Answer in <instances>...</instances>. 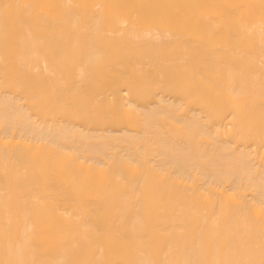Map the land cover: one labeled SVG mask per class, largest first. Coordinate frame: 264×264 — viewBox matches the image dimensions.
Segmentation results:
<instances>
[{
	"label": "bare ground",
	"instance_id": "bare-ground-1",
	"mask_svg": "<svg viewBox=\"0 0 264 264\" xmlns=\"http://www.w3.org/2000/svg\"><path fill=\"white\" fill-rule=\"evenodd\" d=\"M1 153L9 264H264V0H0Z\"/></svg>",
	"mask_w": 264,
	"mask_h": 264
},
{
	"label": "rangeland",
	"instance_id": "rangeland-1",
	"mask_svg": "<svg viewBox=\"0 0 264 264\" xmlns=\"http://www.w3.org/2000/svg\"><path fill=\"white\" fill-rule=\"evenodd\" d=\"M6 154H9V156H10V154H11V156H10V157L8 156V157H9V158H8ZM5 155H6V157H5L2 153H1V155H0V157H1V159H0V165H2V166L0 167V169H2V168L4 167V164H5V163H6V164H5V165H6V167H5L6 170H7L8 165H9V167H10V166L12 167V165H11V164H12V163H11V162H12V159L15 158V157H17V159H16V158H15V160L13 159V164L16 163V165H15V166L13 165L14 167H12V168H13L12 170H14V168L16 167L15 169L19 172V174H18V172L16 173L15 171H12L11 168H8L9 171H7V172H6V170H4L5 168H3L2 170H0V173H1L0 176L2 175V176L0 177V181H1V183L3 182V181L1 180L2 177H3V179H5L4 181L7 182L6 184H8V185H7L8 187H6V189H5V191H7V188H9V190H10V187H11V185H10V183H9L10 176H11L10 181L13 180V181H15L16 183H17V181L19 180V179H18L19 177L16 178V177H17L16 175H18V176H20V177L23 176V179H25V177L27 176V174H25L26 172H23L24 169L22 168L23 166L25 167V165H22V163H21L20 161L23 160V159H25V163H27V162L29 161L27 158H28L30 155L28 154V156H24L25 158H24L23 156H22V158H21V157H20L21 155H17V154H16V156L14 157L13 155H15V154H12V153H5ZM3 157H5L6 159L3 158ZM11 157H12V159H11ZM7 158H8V159H7ZM18 158H20V160H19ZM1 160H3V162H2ZM7 160H9V161H7ZM10 160H11V161H10ZM18 160H19V161H18ZM15 161H16V162H15ZM9 162H10V163H9ZM23 162H24V160H23ZM3 163H4V164H3ZM18 163H21V164L18 165ZM28 163H30V164H28ZM28 163H27L28 165L26 164V167H27V168H28V166L31 165V164H32V166L34 167V163H33V162L29 161ZM23 164H24V163H23ZM21 165H22V166H21ZM19 166H20V167H19ZM26 167H25V168H26ZM33 167H32V168H33ZM20 168H22L23 171H22ZM27 168H26V169H27ZM32 168L29 167V169H32ZM29 171H30V170H29ZM21 173H24V174L21 175ZM27 173H29V174H28V176L26 177V179H27V180H25L26 183H24V180L21 179V180L23 181V182H21V184H22V183L24 184V185L22 184L23 188H24L25 185H26L25 187H27L28 177H29V176H30V177L33 176V174L30 175L31 172H28V170H27ZM6 175H7V177H6ZM13 175H14V177H13ZM24 175H25V176H24ZM33 177H34V176H33ZM36 177H37V176L35 175V178H36ZM13 178H15V180H14ZM35 178H31V179H32L37 185H39L38 183H40V181H39V182L36 181ZM17 179H18V180H17ZM31 179H29V180L31 181ZM21 180H20V181H21ZM37 180H39L38 177H37ZM13 181H12V182H13ZM20 181H19V183H20ZM30 181H29V182H30ZM33 181H31L30 184H33ZM12 182H11V183H12ZM29 182H28V185L30 186ZM37 182H38V183H37ZM3 183H4V182H3ZM16 183H13L12 186L18 188V189L16 190L17 192L19 191V192L17 193V195L19 194V195L22 196L24 199H25V198L27 199V200H26V199L23 200V198H22L23 201L20 200V201H22L23 205L25 204L26 201H28V202L30 201V202H31V200H32V202L34 201V202L36 203V204H35V203H34V204L37 205V207H38V206H39V207L41 206L40 209H42V210H41L42 213L45 214V215H44V214L41 213L42 216H43V217L46 216V212L48 211V210L45 211V209H47V208H46V207H47V203L45 204L46 201H42V203L40 202V203H41V204H40V203H39V198H37V196H35L36 193H35V195H34L33 197H31V196L34 194L33 191H36V190H35V188H36V187H35L36 184H33V185H32V186H33V187H32L33 190H30V187H29V190H30L31 192L28 191V187H27L26 189H24V190H27V192L32 193L31 195H29L30 193H26V192H24L23 190H22V191H23L24 193H23V194H22V192L20 193V190H21L22 187L20 188V186H18V185H20L19 183H18V185L16 186ZM6 184H5V185H6ZM0 185H1V184H0ZM14 185H15V186H14ZM34 185H35V186H34ZM3 186H4V185H3ZM9 186H10V187H9ZM39 186H40V185H39ZM1 187H2V186H1ZM23 188H22V189H23ZM32 188H31V189H32ZM39 188H40V187H39ZM2 189H3V188H2ZM12 189H13V188L11 187V190H10V191L8 190L7 193L11 194L12 191H14V192L16 193V191H15L16 188H14V190H12ZM36 189H37V188H36ZM1 191H2V195H0V196H3V193H4L5 191L1 190V188H0V192H1ZM39 191H40V190H39ZM39 191L37 190V192H39ZM14 192H13V195H15ZM5 193H6V192H5ZM39 193H40V192H39ZM4 195H5V194H4ZM13 195H11L10 198H12ZM37 195H38V194H37ZM20 196H18V197H20ZM15 197H16V196H14V199H16ZM18 197H17V200H18V199H21V198H18ZM38 197H41V198H42V196H40V195H38ZM1 198H2V197H0V201H1ZM29 198H30V199H29ZM33 198H34V200H33ZM35 198H36V199H35ZM42 199H43V198H42ZM42 199H41V200H42ZM43 200H44V199H43ZM20 201L18 200V202H19V206L21 205V204H20ZM24 201H25V202H24ZM37 201H38V202H37ZM32 202H31V204H32ZM43 202H44V205H43ZM38 203H39L40 205H38ZM0 204H2V203H0ZM26 204H27V206H25V207L27 208V207L30 205V203H29V205H28V203L26 202ZM42 205H43L44 207H42ZM45 205H46V207H45ZM1 206H2V205H1ZM1 206H0V207H1ZM32 206H34V205H32ZM20 207H21V206H20ZM35 207H36V206H35ZM35 207H32V208H31L32 210H29L30 208H29V209H28V208H27V209L25 208L26 211H27V212H25V214L28 213V210H29V211H32L33 213H29V215H31V217H32L33 214H34V211H35V210L37 211V209H38V208L35 209ZM33 208H34V209H33ZM2 209H3V208H2ZM2 209L0 210L1 212L3 211ZM20 209H21V208H20ZM20 209H19V210H20ZM22 209H24V206H22ZM22 209H21V211H22ZM25 209H24V210H25ZM40 209L37 211L38 213L35 211V212H36V214H34L35 217L40 215V213H39ZM24 210L20 213V215H21L22 217H24ZM43 211H44V212H43ZM1 212H0V214L3 216V212H4V211H3L2 213H1ZM18 213H19V211H18ZM38 214H39V215H38ZM47 214H48V213H47ZM1 215H0V219H1V220L3 221V223H4L5 221H4V219H3V217H2ZM26 215H27V214H26ZM29 215H28V216H25V217H29ZM42 216L36 217V219L38 218L37 220L40 219V220L38 221V223L40 222L39 224L37 223L36 220H35L36 222H35V221L32 222L31 220H30V221L32 222V224H34V223L36 224V223H37L38 225L41 224V226H43V225H45V224H44L43 222H41V220L44 219L45 217L43 218ZM47 216H48V215H47ZM22 217H20V219H21ZM35 217H34V218H35ZM40 217H42V218H40ZM29 218H30V217H29ZM34 218H32V219H34ZM47 219H48V218H47ZM47 219H46V220H47ZM19 221L22 222L23 219H22V220H19ZM19 221H18V222H19ZM43 221H44V220H43ZM20 222H19V227H21L20 224H22V223H20ZM45 222H46V221H45ZM1 223H2V222H1ZM1 223H0V225H1ZM3 223H2V226H3ZM5 224H6V222H5ZM5 224H4V225H5ZM42 224H43V225H42ZM17 225H18V224H16L15 226H17ZM38 225H37V226H38ZM2 226H1V227H2ZM44 227H45V226H44ZM44 227L40 228V226H39V228L42 229V232H43V233H44V231H43V228H44ZM2 228H3V227H2ZM17 228H18V227H17ZM17 228H16V229H17ZM4 229H5V228H3V230H2V229L0 228V231H1L0 234H1V235H2L3 233L8 232V231H9L8 234H11V232H13L14 230L16 231V229H13V227H12L13 230H10V229H11V228H10V229H9L8 231H6V232H3ZM19 230H20V229H19ZM15 231H14V232H15ZM18 232H19V231H18ZM18 232H16V234H17ZM39 233H40V236L43 238V237H44V236H42L43 233H41V232H39ZM6 234H7V233H6ZM13 234H14V233H13ZM13 234H11V235H12V236H11L12 238H13ZM16 234H15V235H16ZM20 234H21V232H20ZM20 234H19V235H20ZM1 235H0V236H1ZM17 235H18V234H17ZM19 235H18V239H20V238H19ZM8 236H9V235H7V237H8ZM1 237H2V236H1ZM1 237H0V238H1ZM5 237H6V236H5ZM7 237H6V238H7ZM11 237L7 238L6 240H9ZM15 237H16V236H15ZM2 239H4V238H2ZM18 239H16L15 241H17ZM10 240L12 241V239H10ZM0 241H1V239H0ZM3 241H5V239H4ZM3 241H2V242H3ZM15 241H14V243H16ZM5 242H6V241H5ZM5 242H3V243L5 244ZM12 243H13V242H12ZM14 243H13L12 245H13V246H16V245H14ZM12 245H11V246H12ZM3 246H4V247H3ZM13 246H12V248H13ZM1 247H2V248H1ZM5 247H9V246H8V245H3L2 243L0 244V251H1L0 253H2V254H3V252L5 253V255H2V254H1V257L3 258L4 263L7 264L8 262H6V260H5L6 258H5V256H6V252H8V250L11 249V247H10L9 249H8V248H5ZM1 249H2V250H1ZM3 249H4V250H3ZM6 249H8V250H6ZM13 249H14V248H13ZM21 249H22L21 251L25 250L24 253H25V252H28L25 248L23 249V247H22ZM41 249L43 250L44 248L41 247ZM11 250H12V249H11ZM2 251H3V252H2ZM12 251H13V250H12ZM44 251H45V250H44ZM9 252H10V251H9ZM17 252L20 253L19 251H17ZM17 252H16V249H15V252H13V253L16 254ZM41 252H42V251H40V253H41ZM18 253H17V254H18ZM24 253H22V255H23ZM40 253H39V254H40ZM43 253H44V252H43ZM43 253H41L40 255L42 256ZM15 254L13 255L14 257L17 256V254H16V256H15ZM20 254H21V253H20ZM25 254H26V253H25ZM7 255H8V253H7ZM10 255H11V254H10ZM18 255H19V254H18ZM27 255L29 256V253H27L26 256H27ZM8 256H9V255H8ZM24 256H25V255H24ZM26 256H25V257H26ZM6 257H7V256H6ZM11 257H12V255H11ZM17 257H18V256H17ZM17 257H16V258H17ZM4 258H5V259H4ZM18 258H20V256H19ZM18 258H17V259H18ZM41 258H42V257H41ZM20 259H21V258H20ZM20 259H19V260H20ZM22 259H23V258H22ZM26 259H27V257H26ZM15 260H16V259L14 258V260H13V262H12L13 264H16V263H14ZM19 260H18V263H19ZM20 261H22V260H20ZM23 261H24V260H23ZM1 262H2V261H1ZM16 262H17V261H16ZM25 262H26V260H25ZM4 263H3V264H4ZM12 263H10V264H12ZM18 263H17V264H18ZM26 263H27V262H26ZM8 264H9V263H8ZM19 264H20V263H19ZM23 264H24V263H23Z\"/></svg>",
	"mask_w": 264,
	"mask_h": 264
}]
</instances>
